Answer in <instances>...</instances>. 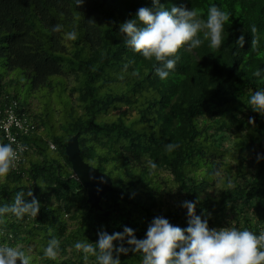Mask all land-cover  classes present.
I'll use <instances>...</instances> for the list:
<instances>
[{"label":"trees","instance_id":"1","mask_svg":"<svg viewBox=\"0 0 264 264\" xmlns=\"http://www.w3.org/2000/svg\"><path fill=\"white\" fill-rule=\"evenodd\" d=\"M159 4L200 18L215 4L230 16L218 49L182 47L164 80L159 62L133 53L118 33L151 0H0V118L11 106L28 125L12 133L24 150L0 176V206L29 190L40 204L35 217L0 216V246L30 264H94L77 241L124 226L142 239L155 216L184 228L181 202L197 198L194 214L210 229L264 231V117L247 105L264 88V72L255 75L264 69V0ZM73 136L81 160L110 179L101 211L72 175L64 149ZM0 143H9L2 132ZM53 239L56 256L45 257ZM141 259L120 256L121 264Z\"/></svg>","mask_w":264,"mask_h":264},{"label":"clouds","instance_id":"2","mask_svg":"<svg viewBox=\"0 0 264 264\" xmlns=\"http://www.w3.org/2000/svg\"><path fill=\"white\" fill-rule=\"evenodd\" d=\"M81 2L77 0V5ZM151 5L137 9L134 17L119 25L118 33L133 53L159 62L155 75L160 80L166 79L174 70L175 54L182 47L194 50L205 42L209 48L218 49L222 45L225 24L230 21V16L215 4L207 8L204 18H200L196 10L183 5L166 9L159 0H151ZM251 31L255 32V28L252 27ZM67 36L74 39L75 33L69 32ZM236 42L241 47L243 35ZM262 72L264 69H258L255 75L260 77ZM247 105L252 112L264 117V88L252 92ZM249 120L252 122L251 118ZM165 147L172 151L177 145L169 143ZM18 150L23 151V146L13 148L12 143H0V176L10 171ZM151 167L156 165L151 164ZM99 180L103 182V179ZM198 201L199 198L181 202L180 206L186 209L188 217L184 228L170 224L163 216H155L142 239L135 237L132 228L124 226L121 231L110 234L101 229L96 234L95 243L77 241L74 247L86 260L93 257L94 264H121L120 256L129 252L140 253L141 264H264V231L254 234L230 226L210 229L207 220L194 214ZM39 209L40 204L29 190L17 193L10 205L0 206V216L11 213L17 218L35 217ZM57 244L55 239L50 240L44 256L55 258ZM0 264H30V261L23 251L0 246Z\"/></svg>","mask_w":264,"mask_h":264},{"label":"water","instance_id":"3","mask_svg":"<svg viewBox=\"0 0 264 264\" xmlns=\"http://www.w3.org/2000/svg\"><path fill=\"white\" fill-rule=\"evenodd\" d=\"M64 150L73 177L86 190L87 204L91 209L101 211L99 201L102 195L112 190L110 179L81 160L76 136L67 141ZM91 176L93 177L92 180H90ZM99 179H103V182H100ZM104 215H107V213Z\"/></svg>","mask_w":264,"mask_h":264},{"label":"built area","instance_id":"4","mask_svg":"<svg viewBox=\"0 0 264 264\" xmlns=\"http://www.w3.org/2000/svg\"><path fill=\"white\" fill-rule=\"evenodd\" d=\"M27 123L24 119L19 118L15 115L13 108L8 107L4 115L0 118V132H2L9 143L14 144L15 146L19 145L13 136V132H26ZM16 148V147H15ZM50 148L53 149V146L50 145ZM18 152L15 160L13 161V166L18 162Z\"/></svg>","mask_w":264,"mask_h":264}]
</instances>
